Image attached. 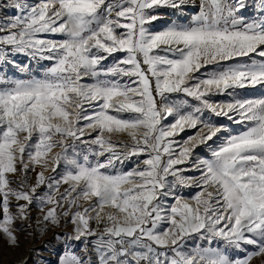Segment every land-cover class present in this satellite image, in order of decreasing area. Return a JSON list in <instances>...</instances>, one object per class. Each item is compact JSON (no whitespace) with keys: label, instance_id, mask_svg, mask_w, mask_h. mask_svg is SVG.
Returning <instances> with one entry per match:
<instances>
[{"label":"snow or ice","instance_id":"snow-or-ice-1","mask_svg":"<svg viewBox=\"0 0 264 264\" xmlns=\"http://www.w3.org/2000/svg\"><path fill=\"white\" fill-rule=\"evenodd\" d=\"M10 7L0 235L38 206L59 264H264V0Z\"/></svg>","mask_w":264,"mask_h":264},{"label":"rangeland","instance_id":"rangeland-1","mask_svg":"<svg viewBox=\"0 0 264 264\" xmlns=\"http://www.w3.org/2000/svg\"><path fill=\"white\" fill-rule=\"evenodd\" d=\"M172 11V10H168ZM15 14L13 8L7 10L0 9V17L12 16ZM163 21L158 22L159 27ZM18 62H25L23 55L16 57ZM223 99V98H221ZM229 126L236 130L239 125L231 124ZM183 135V134H182ZM190 191V190H189ZM42 214L38 206H33L30 212V219L18 222L17 236L19 243L17 246H11L6 237L0 235V264L9 260V264H57L60 255L64 252L63 238L60 232L67 233L70 229L67 225L61 229L59 226H53L48 229L38 225ZM253 264H260L259 258L253 261Z\"/></svg>","mask_w":264,"mask_h":264},{"label":"bare ground","instance_id":"bare-ground-1","mask_svg":"<svg viewBox=\"0 0 264 264\" xmlns=\"http://www.w3.org/2000/svg\"><path fill=\"white\" fill-rule=\"evenodd\" d=\"M8 261H6L4 264H6ZM18 262H16V264H17ZM25 263H27V262H25ZM25 263H23V264H25Z\"/></svg>","mask_w":264,"mask_h":264},{"label":"crops","instance_id":"crops-1","mask_svg":"<svg viewBox=\"0 0 264 264\" xmlns=\"http://www.w3.org/2000/svg\"><path fill=\"white\" fill-rule=\"evenodd\" d=\"M62 255H63V254H62ZM62 255H60V257H61ZM60 257H59V259H60ZM59 259H58V262H57V264H59Z\"/></svg>","mask_w":264,"mask_h":264},{"label":"water","instance_id":"water-1","mask_svg":"<svg viewBox=\"0 0 264 264\" xmlns=\"http://www.w3.org/2000/svg\"><path fill=\"white\" fill-rule=\"evenodd\" d=\"M7 261H9V260H7ZM6 264H9V262H7Z\"/></svg>","mask_w":264,"mask_h":264},{"label":"built area","instance_id":"built-area-1","mask_svg":"<svg viewBox=\"0 0 264 264\" xmlns=\"http://www.w3.org/2000/svg\"><path fill=\"white\" fill-rule=\"evenodd\" d=\"M197 2H198V0H197Z\"/></svg>","mask_w":264,"mask_h":264}]
</instances>
